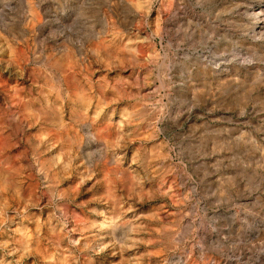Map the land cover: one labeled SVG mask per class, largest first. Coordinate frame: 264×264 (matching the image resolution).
<instances>
[{
  "label": "rangeland",
  "instance_id": "obj_1",
  "mask_svg": "<svg viewBox=\"0 0 264 264\" xmlns=\"http://www.w3.org/2000/svg\"><path fill=\"white\" fill-rule=\"evenodd\" d=\"M0 39V264H264V0H0Z\"/></svg>",
  "mask_w": 264,
  "mask_h": 264
},
{
  "label": "bare ground",
  "instance_id": "obj_2",
  "mask_svg": "<svg viewBox=\"0 0 264 264\" xmlns=\"http://www.w3.org/2000/svg\"><path fill=\"white\" fill-rule=\"evenodd\" d=\"M255 2V1H254ZM252 8V7H251ZM259 19V18H258ZM260 20V19H259ZM259 29H261V28H259ZM255 30V29H254ZM165 33V32H164ZM0 40H2V39H0ZM0 43H1V41H0ZM1 46V45H0ZM130 48V47H129ZM0 52H1V50H0ZM6 54V53H5ZM7 56V55H6ZM11 59V58H10ZM2 60H4V59H2ZM1 66V65H0ZM12 67V66H11ZM8 84V83H7ZM8 94V93H7ZM50 97V96H49ZM55 99V98H54ZM51 100V99H50ZM54 102H55V100H54ZM20 103V102H19ZM64 105V104H63ZM93 105V104H92ZM62 108H63V106H62ZM91 109V108H90ZM23 110V109H22ZM90 111V110H89ZM127 115V114H126ZM66 116V115H65ZM31 118V117H30ZM83 118V117H82ZM36 124V123H35ZM19 125V124H18ZM24 127H25V125H24ZM71 127V126H70ZM14 128V127H13ZM7 130V129H6ZM25 132V131H24ZM48 136V135H47ZM40 137H41V135H40ZM48 138V137H47ZM29 140V139H28ZM30 141V140H29ZM38 141V140H37ZM35 142V141H34ZM29 143V142H28ZM41 144V143H40ZM41 146V145H40ZM47 146V145H46ZM54 147V146H53ZM41 149V148H40ZM51 150V149H50ZM55 152V151H54ZM73 154V153H72Z\"/></svg>",
  "mask_w": 264,
  "mask_h": 264
}]
</instances>
